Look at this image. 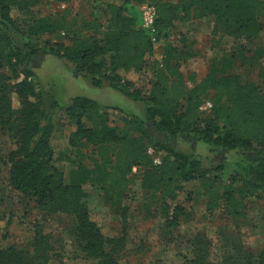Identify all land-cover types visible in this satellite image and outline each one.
I'll list each match as a JSON object with an SVG mask.
<instances>
[{"label": "trees", "instance_id": "16d2710c", "mask_svg": "<svg viewBox=\"0 0 264 264\" xmlns=\"http://www.w3.org/2000/svg\"><path fill=\"white\" fill-rule=\"evenodd\" d=\"M67 5L72 0H52ZM136 5L149 4L156 13L157 37H166L173 22H184L192 14L212 15L222 32L241 38V51L252 56L239 58L240 65L261 56L253 49L254 39L263 28L264 0H131ZM40 0H0V67L11 75L0 73V137L10 142L2 164L8 167L10 187L33 199L40 207L65 212L74 220L72 235L75 245L97 264H118L116 252L123 242L103 230L98 217L87 206L86 187H98L104 198L115 205L130 183L134 167L144 168L141 188L149 194L147 207L159 204L161 216L168 219L180 213L175 208L169 216L168 204L189 186L207 200L213 211L224 202L232 216H241L243 202L264 193V94L248 82L228 73L235 57L211 60L207 75L199 82L178 71L174 49L167 48L161 64L143 71L153 48L148 36L135 25V20L119 6H106L107 20L67 21L70 11L54 16L34 14L31 9ZM12 32L24 36L23 47L15 45ZM62 33L68 44H59L54 54L73 63L78 75L90 78L95 88L104 84L123 97L143 107V118L127 114L116 107L101 106L84 97H74L60 106L45 96L33 80L28 63L38 50L30 38ZM101 35L97 38L95 35ZM241 54V52H240ZM242 55V54H241ZM192 58V53L186 54ZM16 81L11 84L10 81ZM147 85L148 89L143 90ZM14 94L18 108L10 96ZM210 96L211 109L202 116L199 108ZM64 117L73 131L68 146L76 148L67 183L54 164V132ZM147 124L167 138L183 136L194 139L212 151L241 152L243 158L231 165L203 169L191 154L156 143ZM91 146L98 160L92 167L83 164L80 143ZM144 143L164 153L153 171L146 168L151 160ZM200 239L192 245L186 264H264V249L250 253L234 238L223 243L216 262L209 261L208 251L198 255ZM13 249H0V264H31L13 254Z\"/></svg>", "mask_w": 264, "mask_h": 264}, {"label": "rangeland", "instance_id": "374dc122", "mask_svg": "<svg viewBox=\"0 0 264 264\" xmlns=\"http://www.w3.org/2000/svg\"><path fill=\"white\" fill-rule=\"evenodd\" d=\"M114 4L129 12L140 28L141 5L131 0H72L67 5L54 3L52 0H40L31 9L34 14L51 15L70 11L67 21L75 17L76 24L83 20H107L106 6ZM137 8L138 11L133 10ZM264 14V13H263ZM262 30L254 39L253 49L259 50L261 56L253 61L251 53L241 51L244 41L241 38L228 36L220 27L216 17L207 15L198 17L192 14L184 22H173L166 37L159 36L153 48L152 55L146 58L147 67L143 74L151 79L150 68L161 64L167 54V48L174 49V56L179 58L178 71L185 77L186 85L189 76L193 75L195 82L201 81L208 73L211 60L225 56L235 57L230 70L241 82L254 85L264 94V15L261 16ZM15 45L23 47L24 36L12 32ZM100 38L101 35H95ZM37 54L30 59L28 68L33 72V80L38 84L45 96L55 100L58 105H66L74 97H84L97 102L101 106H111L143 118V107L123 97L107 84L102 88L92 86L90 78L78 75L73 63L58 58L54 52L59 44H68L62 33L42 35L29 39ZM241 52V54H240ZM192 53V58L186 54ZM246 58L240 65L239 58ZM0 73L10 77L8 71L0 67ZM16 81H10L11 84ZM143 90L148 89L144 85ZM14 108L18 102L14 94L10 96ZM206 101L210 103V96ZM202 104V105H203ZM211 104V103H210ZM201 105V107H202ZM200 107V108H201ZM199 112L208 116L210 110ZM156 143L171 146L174 150L191 154L201 163L203 169H214L221 165H231L244 156L233 151H212L207 145L183 136L167 138L158 134L147 124ZM73 128L62 117L54 132V164L67 183L71 171L75 169L73 160L78 157L76 148L68 146V137ZM10 142L0 137V249H13V254L20 256L31 264H97L87 258L75 245L72 228L74 220L65 212L51 210V207H40L33 199L26 198L14 191L7 179L8 167L2 164L5 154L9 151ZM77 149L82 152L83 164L92 167V160H98L91 146L80 143ZM144 152L151 160L146 168L153 171V160L161 159L164 153L154 146L144 143ZM144 168L134 167L129 176L130 183L124 191L122 199L115 205L104 198L98 187H86L87 206L94 217H98L106 234L112 238L121 239L123 246L116 252L118 264H186L191 257L193 243L200 239L198 255L207 253L210 262L219 259V249L228 237L234 238L238 244L250 253L264 249V193L259 198H249L243 202L241 216H232L230 207L223 201L219 208L208 211L207 200L194 192L189 186L180 193L174 202L168 204L169 216L175 208L180 210L174 216V225L170 226L168 219L161 216L159 204L147 207L149 194L141 188Z\"/></svg>", "mask_w": 264, "mask_h": 264}, {"label": "built area", "instance_id": "2783aa9c", "mask_svg": "<svg viewBox=\"0 0 264 264\" xmlns=\"http://www.w3.org/2000/svg\"><path fill=\"white\" fill-rule=\"evenodd\" d=\"M141 22H140V28L149 38L151 44L155 43L157 40V34L155 30V19H156V13L153 6L149 4L141 5ZM204 109H211V104L209 102H205L200 110ZM153 163L155 165L160 164V159L156 158L153 160Z\"/></svg>", "mask_w": 264, "mask_h": 264}, {"label": "crops", "instance_id": "0c3cea01", "mask_svg": "<svg viewBox=\"0 0 264 264\" xmlns=\"http://www.w3.org/2000/svg\"><path fill=\"white\" fill-rule=\"evenodd\" d=\"M133 10H135V11H138V9H137V8H133ZM127 14H128V15H130V13H129V12H127Z\"/></svg>", "mask_w": 264, "mask_h": 264}]
</instances>
